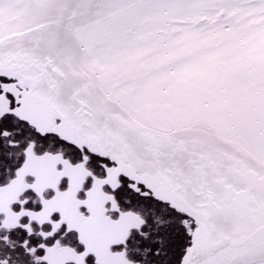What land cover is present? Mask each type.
<instances>
[{"label": "snow or ice", "instance_id": "1", "mask_svg": "<svg viewBox=\"0 0 264 264\" xmlns=\"http://www.w3.org/2000/svg\"><path fill=\"white\" fill-rule=\"evenodd\" d=\"M0 264H264V0H0Z\"/></svg>", "mask_w": 264, "mask_h": 264}]
</instances>
